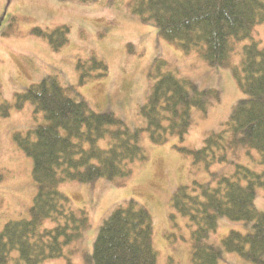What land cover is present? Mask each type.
<instances>
[{
	"label": "trees",
	"instance_id": "trees-1",
	"mask_svg": "<svg viewBox=\"0 0 264 264\" xmlns=\"http://www.w3.org/2000/svg\"><path fill=\"white\" fill-rule=\"evenodd\" d=\"M130 5L133 15L153 24L165 41L177 44L187 55L195 52L209 67L229 70L242 93L229 120L220 131L210 133L200 149L178 148L192 158L193 165L203 166L209 177L174 191L172 228L178 215L188 220L192 264L228 263L226 254L264 264V210L256 205L259 189L264 190V172L240 163L242 154L255 151L264 165V47L255 39L257 26L264 24V0H134ZM33 33L46 39L55 52L69 42L66 26L52 32L35 28ZM248 39L251 42L238 51V44ZM235 56L240 57L238 63ZM90 64L78 65L80 85L89 81L93 71L97 78L108 75L105 62L94 57ZM164 68L157 62L155 83L140 110L144 128L130 127L110 111H95L74 86H62L56 76L16 94L14 104L0 93V118L31 103L35 116L42 113L46 120L26 134L14 135L33 160L37 194L29 218L10 221L0 232V264H11L14 251L19 256L15 264L60 258L75 264L90 219L86 211L71 208L61 185H93L104 179L124 186L133 174L132 165L147 160L141 141L144 131L155 145L172 138L183 143L193 125L192 110L206 117L221 102L220 90L201 89L194 80ZM101 141L108 142L106 149L100 147ZM222 220L240 223L245 231L231 230L216 243L212 234ZM153 236L150 212L128 200L104 220L92 253H82L83 264H158Z\"/></svg>",
	"mask_w": 264,
	"mask_h": 264
},
{
	"label": "rangeland",
	"instance_id": "rangeland-1",
	"mask_svg": "<svg viewBox=\"0 0 264 264\" xmlns=\"http://www.w3.org/2000/svg\"><path fill=\"white\" fill-rule=\"evenodd\" d=\"M132 1L0 0V93L6 102L14 104L16 94L47 76H56L62 86H74L95 111H110L130 127L144 128L140 110L155 83L157 62L164 63V69L178 72L180 77L194 80L201 89L220 90L221 102L206 117L199 110H192L193 125L183 143L172 138L167 144L155 145L144 131L141 141L147 160L132 165L133 174L124 186L101 179L93 185L67 182L60 188L71 208L86 211L90 219L79 248L82 252L73 260L75 264H83L84 251L92 253L104 220L118 205L131 199L152 215L158 264H192V229L188 220L179 215L177 226L172 228L171 198L178 187L205 182L209 175L178 148L200 149L210 133L223 128L242 93L229 70L209 67L195 52L185 54L177 44L162 39L153 24H145L133 15ZM63 26L69 28V42L58 52L33 33L35 28L52 32ZM255 39L264 47V24L257 26ZM250 42L248 39L239 43L238 51ZM94 57L107 64L108 75L97 78L98 72L93 71L89 81L80 85L78 65L88 68ZM239 59L235 56L236 63ZM45 123L42 113L35 116L31 103L22 110L13 108L9 117L0 118V232L10 221L29 218L37 194L33 160L20 149L14 135L26 134L29 128ZM100 147L106 149L108 142L101 141ZM240 159L253 171L264 172L257 152H245ZM227 169L232 171L231 167ZM258 193L256 205L264 210V190L259 189ZM231 230L245 231L240 223L222 220L211 239L220 243ZM170 234L175 236L169 237ZM18 257L14 251L11 264ZM224 259L228 263L220 264H249L237 254H226ZM44 264L67 262L60 258Z\"/></svg>",
	"mask_w": 264,
	"mask_h": 264
}]
</instances>
